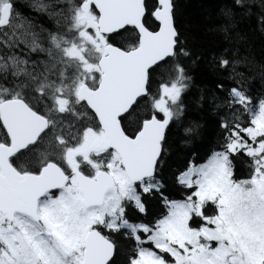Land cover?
Wrapping results in <instances>:
<instances>
[{
    "label": "snow or ice",
    "instance_id": "obj_1",
    "mask_svg": "<svg viewBox=\"0 0 264 264\" xmlns=\"http://www.w3.org/2000/svg\"><path fill=\"white\" fill-rule=\"evenodd\" d=\"M25 6L0 0V264H264V0H224L208 30L196 103L218 138L177 169L179 199L162 165L202 57L175 0Z\"/></svg>",
    "mask_w": 264,
    "mask_h": 264
},
{
    "label": "trees",
    "instance_id": "obj_2",
    "mask_svg": "<svg viewBox=\"0 0 264 264\" xmlns=\"http://www.w3.org/2000/svg\"><path fill=\"white\" fill-rule=\"evenodd\" d=\"M175 2L177 25L190 37V47L194 57L201 56L202 59L190 65L189 75L192 76L193 83L185 98L187 112L183 124L170 136L169 151L162 165L166 188L164 194L171 199L181 198V190L173 179L177 169L182 170L186 162L194 155L205 157L214 147L218 138L214 117L206 105L201 107L196 103V100L201 94V89L208 90L213 86V77L203 58L210 56L214 46L215 36L208 30L215 22L219 5L224 0H175ZM19 4L25 15L34 14L25 6L26 0H19ZM249 35L254 55L257 59L264 57V38L259 33H250ZM252 88L254 95L264 94V88L258 78L253 82ZM192 123L200 125L198 131L192 135H185L183 127ZM160 211H162L161 202L150 199L148 216L144 218L145 222Z\"/></svg>",
    "mask_w": 264,
    "mask_h": 264
},
{
    "label": "flooded vegetation",
    "instance_id": "obj_3",
    "mask_svg": "<svg viewBox=\"0 0 264 264\" xmlns=\"http://www.w3.org/2000/svg\"><path fill=\"white\" fill-rule=\"evenodd\" d=\"M129 247H131V245Z\"/></svg>",
    "mask_w": 264,
    "mask_h": 264
}]
</instances>
